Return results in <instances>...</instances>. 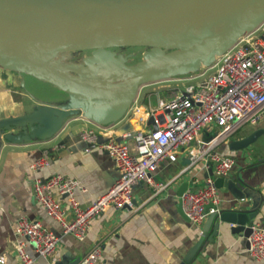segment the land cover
<instances>
[{
	"label": "water",
	"instance_id": "1",
	"mask_svg": "<svg viewBox=\"0 0 264 264\" xmlns=\"http://www.w3.org/2000/svg\"><path fill=\"white\" fill-rule=\"evenodd\" d=\"M262 24L264 0H0V68L68 96L61 103L38 102L25 115L0 120V149L5 141L21 145L53 140L76 116L97 126H115L143 87L211 67ZM120 48L146 51L131 65L130 56L115 51ZM82 51L91 55L74 61L73 54ZM148 124L157 131L153 118ZM263 132L232 141L229 149L245 151ZM215 183L239 201L247 197L233 181L218 178ZM255 201L253 210L261 205L260 199ZM258 214H226L221 220L248 239ZM205 238L203 233L183 264L195 259ZM80 261L78 257L70 264Z\"/></svg>",
	"mask_w": 264,
	"mask_h": 264
},
{
	"label": "crops",
	"instance_id": "2",
	"mask_svg": "<svg viewBox=\"0 0 264 264\" xmlns=\"http://www.w3.org/2000/svg\"><path fill=\"white\" fill-rule=\"evenodd\" d=\"M25 76L0 68V120L25 115L37 107L38 102L61 103L67 100L68 96L60 91L49 98L42 88L39 89L42 93H38V87L36 91L26 89ZM162 88L143 87L138 105L146 109L159 107L161 102L164 103L162 92L167 97L170 94L167 92L170 91L169 86ZM171 93L175 95L173 91ZM44 97L48 100H44ZM154 98L157 105L152 102ZM128 116L113 126L115 139L120 140L124 134L148 129L136 118ZM251 126L244 130L242 127L215 150L221 156L235 158L236 166L226 179L233 181L239 190L247 192V197L239 201L229 190L219 189L220 203L216 217L210 215L201 225L186 219L180 193L184 189L194 191L203 186L208 172L203 162L191 167L185 151L176 162L163 163L152 175L155 185L142 182L135 188L133 207L123 210L112 208L95 219L85 241L63 236L55 257L50 259L36 257L28 245L26 251L35 257L34 264H70L100 242L104 252L99 264H183L205 233V241L190 264H264V261L256 262L250 257L247 239L243 234L233 232L236 226L221 220L226 214L259 211L251 225L264 221V132L245 151L229 149L232 141H239L259 130L264 131V111L260 121ZM85 130L95 131L96 144L82 140L81 133ZM216 134V130L203 132L204 137L200 138L208 141ZM108 140L93 123L76 116L53 140L21 145L4 142L0 149V252L6 257V264H22L15 250L19 242H25L16 235L20 219L41 221L56 234H62L60 224L51 219L34 200L31 186L34 179L45 180L60 174L79 181L87 190L77 195L83 208L109 191L118 178V172L112 157L101 147ZM44 156L48 157L49 166L40 172L31 170V164ZM160 185L165 188L158 192L156 186ZM259 199L260 208L253 210L255 200ZM63 205L69 209L66 201Z\"/></svg>",
	"mask_w": 264,
	"mask_h": 264
},
{
	"label": "built area",
	"instance_id": "3",
	"mask_svg": "<svg viewBox=\"0 0 264 264\" xmlns=\"http://www.w3.org/2000/svg\"><path fill=\"white\" fill-rule=\"evenodd\" d=\"M168 83L177 84L173 87L175 95L168 103L161 102L156 109H146L138 105L137 99L127 114L146 125L147 130L124 134L118 140L113 137V126L95 125L109 138L101 147L112 157L118 178L108 192L88 207L83 208L78 201V193L87 190L77 180L57 174L32 181L34 200L60 224L62 234H56L41 221L20 219L16 235L25 242H19L15 250L22 264L35 263V257L26 251V245L32 247L36 257L50 259L55 257L63 236L85 241L95 219L112 208L133 207L135 188L142 182L155 185L152 175L163 163L176 162L185 151L191 167L203 162L208 175L212 171L213 177H208L199 189L183 194L184 214L191 223L201 225L210 215L219 212V189L215 179L228 178L236 160L221 156L215 150L246 124H257L264 111V24L243 36L211 67H203L197 73ZM151 118L156 132L148 124ZM213 130L217 131L216 137L208 141L200 138L202 132ZM81 138L91 145L97 143L93 130L83 131ZM48 166V157L44 156L34 161L30 169L40 172ZM156 188L159 192L165 186ZM64 201L69 209L63 205ZM247 241L250 257L263 262L264 221L252 225V234ZM103 252V244L98 242L79 264H99ZM0 264H6V257L1 252Z\"/></svg>",
	"mask_w": 264,
	"mask_h": 264
},
{
	"label": "rangeland",
	"instance_id": "4",
	"mask_svg": "<svg viewBox=\"0 0 264 264\" xmlns=\"http://www.w3.org/2000/svg\"><path fill=\"white\" fill-rule=\"evenodd\" d=\"M115 51L119 54H123V55H127V56H130V59H129V64L131 65H134V64H137L138 62H140L143 58V54L144 52L146 51L145 48H120V49H115ZM91 55V52L90 51H82V52H78V53H75L73 54V60L74 61H82L85 57H88ZM26 77V83H25V87L26 89H33L36 91V87H38V90H44V92H47L49 95V98H52L51 95L53 94H57L59 92V90H56L52 85L50 86V84H42L43 82L35 79V78H31L29 76H25ZM177 84L176 83H160V84H155V85H152V86H149V89H152V88H162V87H170L169 89H172L170 91H167V92H170L169 97L166 96V93L165 92H162L161 94V98L163 99L164 103H168L169 100H171L173 98L172 96V91L174 92V89L173 87H175ZM46 87V88H45ZM42 88V89H41ZM163 89V88H162ZM39 92L38 93H42V92ZM180 90H182V88H180ZM172 96V97H171ZM44 100H48V98L44 97ZM51 100V99H49ZM49 103V101H46ZM152 102L154 105H157V99L154 98L152 99ZM129 117V116H128ZM251 124H246L245 126H243V130L244 129H249L251 128ZM200 137H204L203 136V132L201 133Z\"/></svg>",
	"mask_w": 264,
	"mask_h": 264
}]
</instances>
